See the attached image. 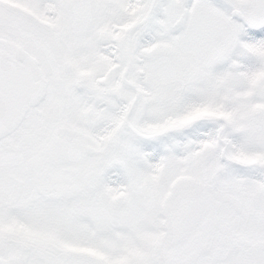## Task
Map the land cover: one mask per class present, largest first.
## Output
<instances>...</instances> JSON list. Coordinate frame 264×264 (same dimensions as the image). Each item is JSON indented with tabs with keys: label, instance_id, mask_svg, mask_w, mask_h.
Listing matches in <instances>:
<instances>
[{
	"label": "snow or ice",
	"instance_id": "obj_1",
	"mask_svg": "<svg viewBox=\"0 0 264 264\" xmlns=\"http://www.w3.org/2000/svg\"><path fill=\"white\" fill-rule=\"evenodd\" d=\"M0 264H264V0H0Z\"/></svg>",
	"mask_w": 264,
	"mask_h": 264
}]
</instances>
